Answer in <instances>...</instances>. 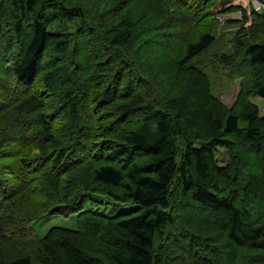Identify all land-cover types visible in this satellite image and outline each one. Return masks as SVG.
Here are the masks:
<instances>
[{"label": "trees", "instance_id": "1", "mask_svg": "<svg viewBox=\"0 0 264 264\" xmlns=\"http://www.w3.org/2000/svg\"><path fill=\"white\" fill-rule=\"evenodd\" d=\"M176 1L194 23L213 17L210 0ZM121 3L0 0V264H264V211L251 222L262 182L235 171L264 154V115L248 103L215 106L203 72L184 89L189 101L152 103L141 68L149 58L136 47L149 37L133 20L110 30ZM237 9L228 21H249L250 35L220 60L245 95L264 99V8L227 7ZM214 39L186 42L178 64L191 66ZM69 46L80 57L64 58ZM244 144L254 149L241 159ZM261 174L264 183V159ZM87 193L136 207L100 213L84 207ZM208 210L229 214L223 239L199 234ZM58 214H76L75 227L38 236L33 222Z\"/></svg>", "mask_w": 264, "mask_h": 264}, {"label": "rangeland", "instance_id": "2", "mask_svg": "<svg viewBox=\"0 0 264 264\" xmlns=\"http://www.w3.org/2000/svg\"><path fill=\"white\" fill-rule=\"evenodd\" d=\"M77 2H85L89 6L102 10L107 5L118 4L120 0H76ZM181 1V0H178ZM193 0H188L191 3ZM254 0H210L205 5L206 9L213 14L202 19L200 22H193L189 19V13L191 12L190 7L183 8L176 0H122L120 8L114 15L113 20L115 26L111 27L120 29L128 21H136V32L140 35L149 37V41L142 40L137 46L141 51V55L149 58L146 64L141 66L142 69H148L144 71L146 83H151V87L148 89V93L152 99V103L155 100L167 102L173 96L181 94L186 96L187 101L190 97V92H185L184 89L190 88L189 85H197L198 75L203 72L206 75L208 84V91L210 96L216 101L215 106L223 107L228 110L231 107L248 103L252 104L258 109V115H264V99L259 96H247L243 92V88L239 78H233L228 74V67L221 62V55H231L237 51V40L241 38V34L245 33L246 36L250 35V32L246 27L249 26L250 22H232L230 19H239L241 17L240 9L230 12L227 7L231 5H238L245 9L247 12L253 6ZM182 2V1H181ZM102 32V30H101ZM203 32H210L214 35V42L197 58L191 62V66L184 67L178 64L180 58L184 55L185 44L189 40L197 39ZM103 33V32H102ZM105 34V33H104ZM81 33L76 36V45L82 46L83 43L88 39L86 36L83 37L84 42H81ZM106 35V34H105ZM107 36V35H106ZM100 37V32H98ZM69 45L73 43L66 39ZM248 40V39H247ZM137 42V39H136ZM70 46L64 58L68 60L75 59L76 55L71 51ZM125 46V45H121ZM74 54V55H73ZM57 58V56H55ZM75 61V60H74ZM73 61V62H74ZM140 62H136L135 70L133 69L134 75L137 77L139 71ZM168 67V68H167ZM166 68V71L162 70ZM201 77V76H200ZM142 86V83H140ZM195 90V88H194ZM196 89L195 91L197 92ZM174 100L175 105L181 104V98ZM195 100L198 97L195 96ZM169 102V101H168ZM219 103V104H218ZM185 104V103H184ZM182 104L183 106H186ZM186 114H189L190 106H186ZM254 149V146L248 147L244 144L236 153L238 157L245 155L247 158V152L244 153V149ZM247 149V150H248ZM264 151V150H263ZM218 156L219 164L225 165L229 161V157L226 152L219 151ZM242 159V158H241ZM264 154L260 151L255 154V165L254 167L235 170L237 176L240 177V181L243 179L251 178L255 172L259 180L262 182L259 185L261 191H264L263 176L261 169L263 166ZM240 188L242 187L240 183ZM256 191V188L253 187ZM259 193L260 202L253 203L251 207V222L261 221L264 211V195L262 192ZM252 194V198L254 199ZM86 209H94L100 213L109 215L117 214L120 212L129 211L136 205L132 203H121L115 202L108 198L106 195L95 193L92 196L87 193L84 199ZM240 205H243L242 200L239 201ZM76 214L72 215H55L49 220L44 222V219L36 220L33 222V227L37 232L38 236H43L46 231L52 226H68L75 227ZM206 220H199L197 222L201 226V230L198 231L200 235L215 240L223 239L226 236V227L224 225L225 219L229 217L228 213L219 210H208L205 216ZM261 223V222H259ZM218 244V243H217ZM184 251H190L184 249Z\"/></svg>", "mask_w": 264, "mask_h": 264}, {"label": "built area", "instance_id": "3", "mask_svg": "<svg viewBox=\"0 0 264 264\" xmlns=\"http://www.w3.org/2000/svg\"><path fill=\"white\" fill-rule=\"evenodd\" d=\"M253 8L257 11H260L264 8V5L262 2L258 1V0H254L253 1Z\"/></svg>", "mask_w": 264, "mask_h": 264}]
</instances>
